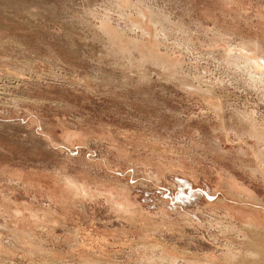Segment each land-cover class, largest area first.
Returning <instances> with one entry per match:
<instances>
[{
	"label": "rangeland",
	"instance_id": "1",
	"mask_svg": "<svg viewBox=\"0 0 264 264\" xmlns=\"http://www.w3.org/2000/svg\"><path fill=\"white\" fill-rule=\"evenodd\" d=\"M246 58L264 0H0V264H264Z\"/></svg>",
	"mask_w": 264,
	"mask_h": 264
},
{
	"label": "bare ground",
	"instance_id": "2",
	"mask_svg": "<svg viewBox=\"0 0 264 264\" xmlns=\"http://www.w3.org/2000/svg\"><path fill=\"white\" fill-rule=\"evenodd\" d=\"M242 53V52H241ZM246 54V53H245ZM242 55V54H241ZM242 57H244L243 55H242ZM246 66H247V64L251 67V68H253L255 71H258V72H261V77H264L263 75H264V61L261 59V62L259 61V59H255V58H246ZM246 66H245V68H246ZM244 67V66H243ZM249 69V68H248ZM252 74V73H251ZM254 75V74H253ZM252 75V76H253ZM260 75V74H259ZM254 77H256V75L254 76ZM261 77H259V78H261ZM251 78V77H250ZM259 78H257V79H259ZM253 79V78H252ZM255 79V78H254ZM260 81H261V79H259ZM254 81V80H253ZM259 81V82H260ZM256 82H258L257 80H256ZM258 82V83H259ZM262 82V81H261ZM261 140L262 141H264V136L261 134Z\"/></svg>",
	"mask_w": 264,
	"mask_h": 264
}]
</instances>
